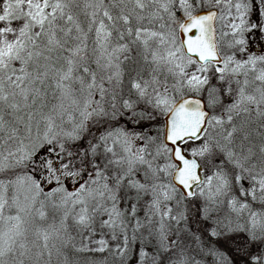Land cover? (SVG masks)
I'll return each mask as SVG.
<instances>
[{"label":"snow or ice","instance_id":"1","mask_svg":"<svg viewBox=\"0 0 264 264\" xmlns=\"http://www.w3.org/2000/svg\"><path fill=\"white\" fill-rule=\"evenodd\" d=\"M0 264H264V0H0Z\"/></svg>","mask_w":264,"mask_h":264}]
</instances>
